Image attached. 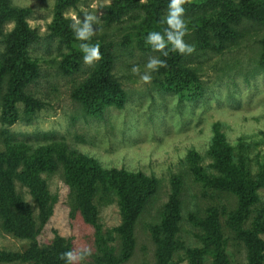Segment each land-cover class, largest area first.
Returning a JSON list of instances; mask_svg holds the SVG:
<instances>
[{
  "label": "rangeland",
  "instance_id": "obj_1",
  "mask_svg": "<svg viewBox=\"0 0 264 264\" xmlns=\"http://www.w3.org/2000/svg\"><path fill=\"white\" fill-rule=\"evenodd\" d=\"M55 1L10 0L32 9L27 21L41 40L31 52L48 78L32 87L42 106L29 115L18 103L11 122L1 117L0 90V264H38L20 256L32 247L55 252L84 245L92 255L81 264H116L127 249L118 264H250V252L264 264V63L255 43L264 31L229 41L220 52L185 55L181 63L196 73L199 88L182 92L167 88L161 69L150 83L132 73L138 66L143 74L156 52L119 48L113 78L125 99L94 114L72 96L73 77L55 76L58 41L48 35ZM113 1L76 0L64 14L82 20L86 9L99 17L90 41L105 34L131 38L134 46L132 19L104 20ZM12 27V21L0 25V40ZM55 149H63L57 165ZM224 154L232 163L228 172L218 165ZM74 157L90 162L84 170L96 175L88 183L66 176L63 160ZM120 172L138 174L139 190L154 186L130 239L117 192L101 182ZM238 185L252 187L255 198L240 199L230 190ZM171 198L177 207L169 225ZM17 221L31 226L27 237L10 229Z\"/></svg>",
  "mask_w": 264,
  "mask_h": 264
},
{
  "label": "trees",
  "instance_id": "obj_2",
  "mask_svg": "<svg viewBox=\"0 0 264 264\" xmlns=\"http://www.w3.org/2000/svg\"><path fill=\"white\" fill-rule=\"evenodd\" d=\"M75 1L56 0L54 3L53 19L49 25L48 34L50 38L55 37L58 41L59 51H57L58 57L54 59L56 66L54 73L55 76L73 77L75 82L72 96L74 99L83 104L87 112L100 114L105 105L115 104L116 107H120L125 99L123 90L113 78L118 49L124 48L131 53L134 49L142 52H155L146 45L145 37L151 31L163 32L166 26L162 25L160 20L167 12L169 0H147L146 3H142L141 0H114L107 5V16L104 19L106 24L110 21H119L123 17L132 19L136 26L138 40L132 46L131 38L126 37L116 41L104 37L105 34H103L98 41H88L92 44L99 43L102 55V59L91 66L83 63V53L79 49L81 41L74 38L70 28L72 19L64 14V11ZM183 7L185 9L183 19L188 26V34L184 40L191 39L198 54L208 50L220 52L229 41L232 43L243 37L248 39L251 34L264 31V0H190ZM140 9L143 11L142 14L136 13ZM31 12L30 7H17L11 5L10 0H0V25L7 21L13 22L12 29L0 40L3 45L0 51V90H3L1 117L10 122L14 119L18 103L22 102L28 106L25 112L29 115L34 114L36 109L42 106L43 102L34 96L32 87L48 78L39 57L31 52V49L41 40V34L37 28H32L27 21ZM255 43L256 49L261 52L260 62L264 63V33L263 36L255 39ZM156 53L157 57L167 61V67L160 69L165 76L163 81L169 90L173 92L198 90L199 83L198 81L195 83L196 78H194L196 73L181 63L185 55L170 52L167 57H164L159 52ZM193 84L196 86L192 87ZM9 150L11 151V148ZM28 150L30 146H26L25 151ZM53 153L54 165L61 163L63 149L59 151L55 149ZM21 154L26 158L25 152ZM224 155L225 162H220L218 165L222 171L228 172L232 168V163L230 158ZM45 157L50 160L51 164L49 151L45 153ZM63 166L66 176L71 177L70 182L77 181L78 185L88 183L87 177L93 178L96 175L95 172L91 174L89 170H84L86 169L84 167L90 166V162H85L80 157H74L72 161L66 158L63 160ZM101 182L103 189L110 187L117 192L124 217L122 228L127 238L130 239L133 222L142 211L147 197L153 193L154 186L149 190H139L143 183L141 177L138 174L133 176L125 172H120L113 175L111 179ZM230 190L247 202L255 198L252 187L243 190L238 185L231 186ZM11 202L14 207H19L18 202L14 200ZM167 207L169 210L166 217L171 221L169 225H172V217L174 218L177 207L175 198L169 200ZM8 224L13 233L22 237H27L31 230V226L23 221ZM129 250L127 249L123 256H128ZM62 252L64 251L54 252L49 249L32 247L20 256L23 259L29 258L38 264H65L58 258ZM123 256L116 258V264L123 259ZM249 257L250 264H260V260L252 252Z\"/></svg>",
  "mask_w": 264,
  "mask_h": 264
},
{
  "label": "clouds",
  "instance_id": "obj_3",
  "mask_svg": "<svg viewBox=\"0 0 264 264\" xmlns=\"http://www.w3.org/2000/svg\"><path fill=\"white\" fill-rule=\"evenodd\" d=\"M141 2L146 3L147 0H141ZM189 2L190 0H169L167 12L160 20V23L166 27H164L162 33L157 31L149 32L145 37L146 45L164 57H167L170 52L180 55L192 54L195 51L194 45H190L184 40V37L188 34V26L183 19L185 12L183 6ZM82 12V20L75 15L71 17L70 28L73 31L74 38L81 41L79 49L83 53V63L91 66L102 59L99 43L92 44L88 42L95 34L96 29L93 28V25L99 23V17L86 9H82ZM166 67V59L150 56L145 64L146 71L143 74L140 73L138 66H133L131 71L133 74L139 75L144 83H150L152 79L151 73ZM91 255V248L84 245L62 252L58 258L63 260L65 264H81L85 258Z\"/></svg>",
  "mask_w": 264,
  "mask_h": 264
}]
</instances>
